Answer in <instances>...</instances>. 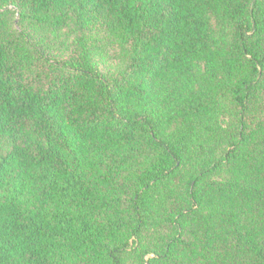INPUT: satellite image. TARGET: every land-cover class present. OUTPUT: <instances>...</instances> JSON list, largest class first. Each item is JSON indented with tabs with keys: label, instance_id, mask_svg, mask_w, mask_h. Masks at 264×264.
<instances>
[{
	"label": "trees",
	"instance_id": "obj_1",
	"mask_svg": "<svg viewBox=\"0 0 264 264\" xmlns=\"http://www.w3.org/2000/svg\"><path fill=\"white\" fill-rule=\"evenodd\" d=\"M0 264H264V0H0Z\"/></svg>",
	"mask_w": 264,
	"mask_h": 264
}]
</instances>
